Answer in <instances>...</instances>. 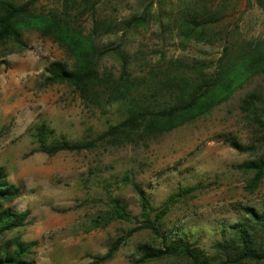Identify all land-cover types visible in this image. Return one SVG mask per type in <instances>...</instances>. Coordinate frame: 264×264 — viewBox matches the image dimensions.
<instances>
[{
  "label": "rangeland",
  "instance_id": "obj_1",
  "mask_svg": "<svg viewBox=\"0 0 264 264\" xmlns=\"http://www.w3.org/2000/svg\"><path fill=\"white\" fill-rule=\"evenodd\" d=\"M88 1H95L96 16L117 20L140 15L152 3L147 24L98 39L100 44L110 45L123 39L135 74L152 66L162 67L169 59L215 61L222 51L219 36L264 39V9L257 0H206L207 12L218 15L209 30L218 37L210 43L183 40L175 23L187 12L199 9L197 0ZM81 5L82 0H36L33 10L48 13L63 9L72 15ZM92 13L78 14V24L85 31ZM56 60L72 62L57 42L35 29L24 31L21 48L0 51V166L22 193L7 206L29 211L25 225L0 235V246L17 236L34 243L26 256L32 264H96V257L107 252L111 241L135 225L109 219L110 196L138 215L134 183L146 192L154 207H161L182 187L200 185L169 206L163 227L172 235H189L214 264H220L224 256L214 243L228 235L232 224L247 222L240 206L264 209V178L251 190L248 182L253 173L238 167L264 153V141L255 135L239 108L248 91L264 92V73L249 79L209 113L138 144H101L92 150L47 154L37 150L30 135L35 124L47 123L54 129V139H94L121 114L118 106L100 110L87 105L65 83L43 85L45 67ZM101 68L117 75L118 60L105 57ZM227 135L258 147L253 152H239L225 142ZM260 234L264 240V232ZM144 242L159 244L160 240L149 230L140 229L101 264H133ZM144 264L190 263L173 256ZM238 264H264V260Z\"/></svg>",
  "mask_w": 264,
  "mask_h": 264
},
{
  "label": "trees",
  "instance_id": "obj_2",
  "mask_svg": "<svg viewBox=\"0 0 264 264\" xmlns=\"http://www.w3.org/2000/svg\"><path fill=\"white\" fill-rule=\"evenodd\" d=\"M35 1L0 0V51L9 53L21 48L24 31L35 29L57 42L72 60L71 63L58 60L49 63L42 73L43 85L65 83L87 105L100 110L118 106L121 111L119 120L110 122L94 139H54V129L47 123L35 124L29 129L30 135L37 143V150L47 154L92 150L101 144L116 147L138 144L209 113L227 101L249 79L264 73V39L233 40L228 35L218 37L215 33H209L218 15L207 12L206 0H197V4L201 5L199 9L187 12L175 23L185 41L210 43L218 37L223 41L220 56L211 62L187 63L181 59H169L164 66L149 67L141 74L134 73L129 53L123 48V39L114 45L100 44L98 39L120 31L136 30L147 24L152 3L140 15L117 20L96 16L95 1L82 0L84 5H81V10L72 15L63 9L35 12ZM257 2L264 9V0ZM86 11L93 12L88 31L77 21L78 14L83 15ZM109 56L118 60L117 75L110 69L101 68L102 59ZM239 108L255 135H259L263 142L264 92L259 89L248 91L240 99ZM224 140L239 152H253L258 147L256 144L245 145L228 135L224 136ZM238 167L253 173L248 182L253 190L264 178V153L243 161ZM133 187L140 206L138 215H132L119 198L110 196L109 219H120L135 225L112 240L107 252L96 257V264L111 258L140 229L149 230L160 243L140 244L133 264L173 256L184 258L190 264H214L196 240L184 233L172 235L163 227V218L169 206L200 188V185L180 188L161 207H154L138 184L134 183ZM21 194L20 187L8 180L4 168L0 166V235L26 224L28 210L16 211L7 206ZM240 210L247 216V222L232 224L228 227V235L214 243L215 249L224 256L220 264L264 260V240L260 234L264 232V209L241 205ZM33 245V242L13 237L10 243L0 246V264H32L26 256Z\"/></svg>",
  "mask_w": 264,
  "mask_h": 264
}]
</instances>
